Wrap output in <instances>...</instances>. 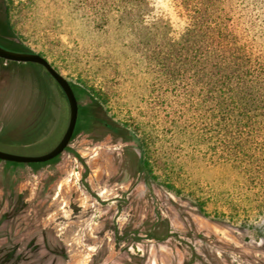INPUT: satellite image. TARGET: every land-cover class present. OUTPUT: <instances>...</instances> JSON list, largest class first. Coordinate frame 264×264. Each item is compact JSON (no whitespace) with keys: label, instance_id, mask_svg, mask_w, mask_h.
I'll return each instance as SVG.
<instances>
[{"label":"rangeland","instance_id":"obj_1","mask_svg":"<svg viewBox=\"0 0 264 264\" xmlns=\"http://www.w3.org/2000/svg\"><path fill=\"white\" fill-rule=\"evenodd\" d=\"M86 1L0 0V45L46 57L79 107L56 157L0 159V264H264V212L244 179L172 129L154 103L153 73L126 49L133 36L113 17L95 22ZM161 100L183 105L172 88ZM68 117L41 65L0 58V150L43 154ZM141 150L155 179L141 171Z\"/></svg>","mask_w":264,"mask_h":264},{"label":"trees","instance_id":"obj_2","mask_svg":"<svg viewBox=\"0 0 264 264\" xmlns=\"http://www.w3.org/2000/svg\"><path fill=\"white\" fill-rule=\"evenodd\" d=\"M86 3L95 22L106 26L113 17L133 36L126 49L153 73L154 103L172 129L240 174L248 201L264 212V0ZM162 3L183 19L181 27L174 26ZM84 84L106 102V92ZM166 88L179 91L180 110L161 100ZM139 163L143 173L156 178L142 150ZM200 210L207 215L202 204Z\"/></svg>","mask_w":264,"mask_h":264},{"label":"water","instance_id":"obj_3","mask_svg":"<svg viewBox=\"0 0 264 264\" xmlns=\"http://www.w3.org/2000/svg\"><path fill=\"white\" fill-rule=\"evenodd\" d=\"M0 58L10 61L33 62L44 67L65 94L69 108V117L65 131L59 141L50 150L39 155H24L0 150V159L29 163L47 161L56 157L68 145L78 118V100L70 82L40 53L17 51L0 45Z\"/></svg>","mask_w":264,"mask_h":264},{"label":"flooded vegetation","instance_id":"obj_4","mask_svg":"<svg viewBox=\"0 0 264 264\" xmlns=\"http://www.w3.org/2000/svg\"><path fill=\"white\" fill-rule=\"evenodd\" d=\"M78 112H79V107H78Z\"/></svg>","mask_w":264,"mask_h":264}]
</instances>
